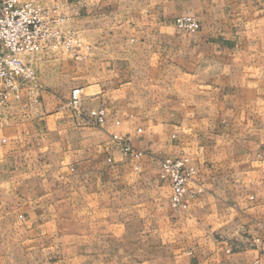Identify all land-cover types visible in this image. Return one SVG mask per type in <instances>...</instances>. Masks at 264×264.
Masks as SVG:
<instances>
[{
    "label": "crops",
    "instance_id": "obj_1",
    "mask_svg": "<svg viewBox=\"0 0 264 264\" xmlns=\"http://www.w3.org/2000/svg\"><path fill=\"white\" fill-rule=\"evenodd\" d=\"M59 1L89 53L0 127V264H264V0ZM75 88L103 126L62 108ZM179 156L197 173L174 206L160 166Z\"/></svg>",
    "mask_w": 264,
    "mask_h": 264
},
{
    "label": "built area",
    "instance_id": "obj_2",
    "mask_svg": "<svg viewBox=\"0 0 264 264\" xmlns=\"http://www.w3.org/2000/svg\"><path fill=\"white\" fill-rule=\"evenodd\" d=\"M58 18L56 8H43L26 0H0V127L9 120V110L14 100L21 99L23 90L35 89L29 85L36 75L34 58L50 45L73 48L75 36L73 33L60 34L57 25L63 18ZM176 24L189 32H195L201 26L200 20L193 16H180ZM64 108L72 111L80 125L99 127L107 120L104 106L93 109L83 106L80 88L72 90ZM113 139L125 154L137 159L143 156V152L134 150L129 136L115 134ZM161 172L171 182L172 204L183 205L197 167L187 156H181L163 159Z\"/></svg>",
    "mask_w": 264,
    "mask_h": 264
},
{
    "label": "rangeland",
    "instance_id": "obj_3",
    "mask_svg": "<svg viewBox=\"0 0 264 264\" xmlns=\"http://www.w3.org/2000/svg\"><path fill=\"white\" fill-rule=\"evenodd\" d=\"M26 1H32L34 4L40 5L43 8H53V9L56 8L58 10V13H59L58 19L63 18V20H59V23L57 25V29L60 31V34L67 35V34L73 33L75 36V40L73 42V48L67 49L62 44H60V45L54 44L52 46L50 45V46L46 47L41 53H39L34 58L33 66H34L36 75H35V79H33L29 85L31 87H35V89L31 90L30 87H28V88L23 90V92L26 90L25 92L29 98L28 100H29L30 104H32V102L33 103L35 102L34 100H35L36 93L39 92V89H41L45 86H56V87H60L61 89H66L67 87L72 85V83L74 81V76L71 73V70L69 69V60H70V58L72 59V58H76L78 56L87 55L89 53L88 46L90 45V43H89V40H87L86 37L82 36L78 30L76 31V30L72 29L69 26V24L67 23L66 17L59 12L60 10L58 9V5H56V4H62L61 1H59V0H26ZM57 16H58V14H57ZM132 46H134V44H131V46L129 45L130 50H133ZM40 56H41L40 59L43 61V64L48 65V68H47V70H42L41 72H37L36 61ZM157 79H153L152 82H154V81L155 82H163L162 80L159 81ZM146 80H149V79H146ZM150 83H151V81L149 82V84ZM150 88L151 89H148L147 92L149 94L155 93V90L157 89V87L152 86ZM159 90H162V89H159ZM32 98H34V99H32ZM66 101L64 102L62 108L64 110H69V109L64 108ZM82 104H83V102H82ZM87 109H90V108H87ZM69 111H71V110H69ZM72 115H73V113H72ZM73 117H74V115H73ZM107 118H108V113H107ZM76 124L79 126H85V125H80L77 122H76ZM99 127H101V126H99ZM114 135L115 134H113V136ZM120 135H127L130 137V135H128V134H120ZM130 139H131V137H130ZM131 142H132V139H131ZM115 144H116V142H115ZM116 146H117V144H116ZM179 157H181V156H179ZM171 159H174V158H171ZM26 161L28 162L29 159L28 158L26 159L25 157H22V158L17 157L16 159L13 160L14 164L16 163L17 165H20V163H23ZM190 163H192V162L190 161ZM160 170H161V166H160ZM19 172L20 171L17 170L16 173H13V176L19 175ZM22 173L24 174V180L27 181V187H25V189L27 190V193L29 195L32 193H35L37 177L41 176V175L38 172H37L38 173L37 174L36 171H34V170H28V171L22 172ZM48 173L49 172H46V176ZM161 174H162V172H161Z\"/></svg>",
    "mask_w": 264,
    "mask_h": 264
}]
</instances>
